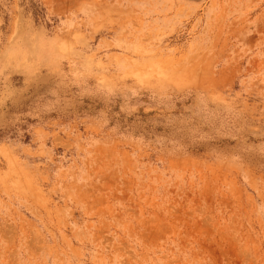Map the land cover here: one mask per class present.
Returning <instances> with one entry per match:
<instances>
[{"label":"rangeland","instance_id":"obj_1","mask_svg":"<svg viewBox=\"0 0 264 264\" xmlns=\"http://www.w3.org/2000/svg\"><path fill=\"white\" fill-rule=\"evenodd\" d=\"M0 264H264V0H0Z\"/></svg>","mask_w":264,"mask_h":264}]
</instances>
